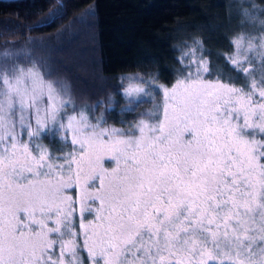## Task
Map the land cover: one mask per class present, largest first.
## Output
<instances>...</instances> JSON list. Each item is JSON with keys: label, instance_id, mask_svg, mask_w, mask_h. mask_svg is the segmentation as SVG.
<instances>
[{"label": "snow or ice", "instance_id": "snow-or-ice-1", "mask_svg": "<svg viewBox=\"0 0 264 264\" xmlns=\"http://www.w3.org/2000/svg\"><path fill=\"white\" fill-rule=\"evenodd\" d=\"M62 9L38 23L55 22ZM241 15V27L257 20L247 9ZM258 23V35L241 32L230 40L232 53H218L243 76L241 86L218 71L209 79L214 68L202 39L179 58L182 74L171 87L156 73L119 77V115L137 117L121 119L124 127L107 124L118 103L112 94L107 104L77 106L68 86L44 78L50 72L36 71L35 62L21 67L4 51L0 264H264V20ZM142 104L151 107L137 113ZM44 136L59 141V154ZM77 188V197L65 194Z\"/></svg>", "mask_w": 264, "mask_h": 264}, {"label": "trees", "instance_id": "trees-1", "mask_svg": "<svg viewBox=\"0 0 264 264\" xmlns=\"http://www.w3.org/2000/svg\"><path fill=\"white\" fill-rule=\"evenodd\" d=\"M60 5L63 9L55 22L38 23ZM252 5L264 9V0H0V51L32 39L50 42L54 46L39 54L43 69L50 72L47 77L68 86L76 105L107 104L112 94L118 103L107 124L124 127L121 119L137 117L119 115L125 103L117 94L119 77L156 73L158 83L171 85L182 74L179 58L194 39L204 41L203 56L214 68L209 79H215L218 71L221 80L241 86L243 76L218 53H232L230 40L241 32L259 34L258 21L264 14ZM242 9L256 14L257 20L241 27ZM196 55H201L199 50ZM150 107L142 104L137 113ZM103 111L101 105L95 115ZM42 142L60 153L58 140L44 136Z\"/></svg>", "mask_w": 264, "mask_h": 264}, {"label": "rangeland", "instance_id": "rangeland-1", "mask_svg": "<svg viewBox=\"0 0 264 264\" xmlns=\"http://www.w3.org/2000/svg\"><path fill=\"white\" fill-rule=\"evenodd\" d=\"M59 41H60V39L58 38L57 41H56V45L60 44ZM51 45L52 44L50 42L46 41L45 39H32L27 44L13 45V46H9L7 48H4L2 51H0V56H2V53L4 51H8L10 53H13V56L11 57V59H14L21 67L32 68L33 67V62H35V64H36V69L35 70L40 72L41 74H45L48 71L45 70V67H44V69H43V67H40V65L42 64V59H41V56L39 54H40L41 51H46L49 47H51ZM53 46L54 45H52V47ZM45 57H44V60H43L44 63H45V59H46ZM45 65H46V63H45ZM245 67H247V65H245ZM44 78L46 80H51V81L57 82L56 80H54L52 78H48L47 75H44ZM59 84H61V83L58 82L57 86H59ZM171 85H169V87H171ZM161 100H162V97H160L159 102ZM84 105L85 104H80V105H77V106H84ZM69 113H71V109H69ZM99 115H96V116H99ZM102 163H103V167L105 169L109 170V171H111V169L116 166L115 162L114 161H110L107 158V156L102 161ZM97 184H98V182H97ZM90 190H94V188L90 189ZM65 194L68 195V196L77 197L79 195V188H77L75 192L68 191ZM92 219H93L92 216H88L87 217V220H92ZM82 255L86 257L87 254L85 252V253H82ZM85 264H88L87 260H86Z\"/></svg>", "mask_w": 264, "mask_h": 264}]
</instances>
